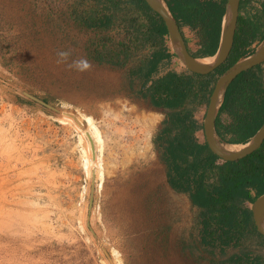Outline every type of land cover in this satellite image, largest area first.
I'll use <instances>...</instances> for the list:
<instances>
[{
    "label": "rangeland",
    "instance_id": "1",
    "mask_svg": "<svg viewBox=\"0 0 264 264\" xmlns=\"http://www.w3.org/2000/svg\"><path fill=\"white\" fill-rule=\"evenodd\" d=\"M91 5L0 0V264H117L115 249L123 264H210L200 209L171 188L155 142L165 113L130 76L150 49L134 39L124 65L95 60L130 41L120 26L83 25L76 10ZM185 32L196 49V34ZM69 50L67 60L57 55ZM81 58L89 70L69 67ZM168 68L186 67L174 58ZM65 112L92 115L103 134L102 188L84 172L86 141L59 120ZM240 249L217 250L215 260Z\"/></svg>",
    "mask_w": 264,
    "mask_h": 264
},
{
    "label": "trees",
    "instance_id": "2",
    "mask_svg": "<svg viewBox=\"0 0 264 264\" xmlns=\"http://www.w3.org/2000/svg\"><path fill=\"white\" fill-rule=\"evenodd\" d=\"M89 1V0H87ZM87 9L76 10L88 28L120 26L130 44L119 51H96L100 63L124 65L133 53L149 48L131 69L130 76L141 78L139 95L162 109L165 118L155 136L166 165L171 188L186 194L200 210L201 242L213 256L210 264H263L264 235L254 222L249 204L264 193V142L251 154L235 161L224 160L209 147L203 122L196 118L208 106L215 84L228 68L254 53L264 39V0H241L234 44L228 59L209 74L185 68L169 69L173 58L167 26L146 0H90ZM183 28L196 34L199 47L194 57L214 56L219 48L228 0H165ZM84 4L85 0H78ZM187 43V40H186ZM264 124V63L241 72L228 86L219 110L216 128L228 143H247ZM248 243V245H246ZM241 248L226 259L215 260L228 248Z\"/></svg>",
    "mask_w": 264,
    "mask_h": 264
},
{
    "label": "water",
    "instance_id": "3",
    "mask_svg": "<svg viewBox=\"0 0 264 264\" xmlns=\"http://www.w3.org/2000/svg\"><path fill=\"white\" fill-rule=\"evenodd\" d=\"M146 1L151 8L158 12L163 18L168 29L170 45L180 62L184 64L187 69L205 75L213 72L228 59L234 44L241 0H228L226 3L220 45L214 55L217 56V58L213 63L201 62L199 61V57H194L192 55L179 24L165 0H163L164 4L159 0ZM262 63H264V39L257 46L254 53L247 57H242L220 75L210 96L203 123L204 135L210 149L224 160L235 161L244 158L257 150L264 142V124L250 141L244 143L245 146L239 150L227 149L224 144L229 143L220 137L216 128L217 116L224 101L228 86L241 72ZM250 209L258 231L264 235V193L251 204Z\"/></svg>",
    "mask_w": 264,
    "mask_h": 264
},
{
    "label": "bare ground",
    "instance_id": "4",
    "mask_svg": "<svg viewBox=\"0 0 264 264\" xmlns=\"http://www.w3.org/2000/svg\"><path fill=\"white\" fill-rule=\"evenodd\" d=\"M159 1L164 4L163 0ZM216 58L217 56L199 57V61L204 63H213ZM59 120L62 122L68 121L75 124L80 131V142L84 143L86 141V146L82 145L80 148L84 172L90 178L96 177V179L99 180L98 186L102 188L106 179V170L104 165L105 139L99 126L97 125L95 118L92 115L86 113H81V116H77L72 112H65V117H61ZM224 146L230 150H239L245 145L242 143H229L224 144ZM114 255L117 258V264H123L122 259L119 257L120 254L118 250H114Z\"/></svg>",
    "mask_w": 264,
    "mask_h": 264
},
{
    "label": "clouds",
    "instance_id": "5",
    "mask_svg": "<svg viewBox=\"0 0 264 264\" xmlns=\"http://www.w3.org/2000/svg\"><path fill=\"white\" fill-rule=\"evenodd\" d=\"M168 43H170V42L168 41ZM170 47H171V45H170ZM171 49H172V47H171ZM57 55L59 57H61L63 60H67L68 57L71 55V51L70 50L69 51H60L57 53ZM69 67H74L76 70L83 72V71L89 70L92 67V65L86 58H81V59L73 61V63L71 65H69ZM202 134H204V128H203ZM251 204H249V206H251Z\"/></svg>",
    "mask_w": 264,
    "mask_h": 264
},
{
    "label": "crops",
    "instance_id": "6",
    "mask_svg": "<svg viewBox=\"0 0 264 264\" xmlns=\"http://www.w3.org/2000/svg\"><path fill=\"white\" fill-rule=\"evenodd\" d=\"M186 30H189L190 32L192 31L191 30V28L190 27H188V26H186V27H184L183 28V32H184V35H185V37H186V40H187V45L189 46V48L192 50V51H195L198 47H199V44H198V40H197V44L195 45V46H197V47H195L196 49H192V47H191V43L189 42V40H188V38H187V33L185 32ZM196 41V40H195ZM178 59V57L177 58H175V60H177ZM174 60V58L171 60V61H173ZM179 60V59H178ZM169 69H171V68H169ZM198 132H201L202 133V131H198Z\"/></svg>",
    "mask_w": 264,
    "mask_h": 264
},
{
    "label": "built area",
    "instance_id": "7",
    "mask_svg": "<svg viewBox=\"0 0 264 264\" xmlns=\"http://www.w3.org/2000/svg\"><path fill=\"white\" fill-rule=\"evenodd\" d=\"M85 189H86V186H85ZM100 208V206H98Z\"/></svg>",
    "mask_w": 264,
    "mask_h": 264
}]
</instances>
